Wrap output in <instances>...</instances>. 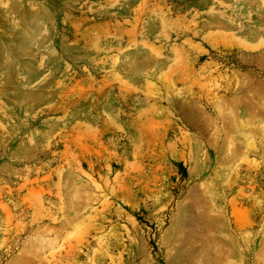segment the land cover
I'll return each instance as SVG.
<instances>
[{
  "label": "rangeland",
  "instance_id": "1",
  "mask_svg": "<svg viewBox=\"0 0 264 264\" xmlns=\"http://www.w3.org/2000/svg\"><path fill=\"white\" fill-rule=\"evenodd\" d=\"M0 264H264V0H0Z\"/></svg>",
  "mask_w": 264,
  "mask_h": 264
}]
</instances>
